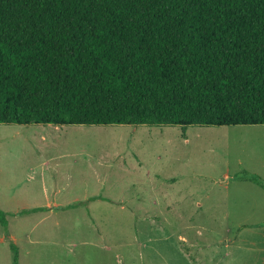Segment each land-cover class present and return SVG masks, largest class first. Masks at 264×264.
Instances as JSON below:
<instances>
[{
    "label": "rangeland",
    "instance_id": "obj_1",
    "mask_svg": "<svg viewBox=\"0 0 264 264\" xmlns=\"http://www.w3.org/2000/svg\"><path fill=\"white\" fill-rule=\"evenodd\" d=\"M244 171L264 178V124L0 123V264L12 244L18 264H262L264 188Z\"/></svg>",
    "mask_w": 264,
    "mask_h": 264
},
{
    "label": "trees",
    "instance_id": "obj_2",
    "mask_svg": "<svg viewBox=\"0 0 264 264\" xmlns=\"http://www.w3.org/2000/svg\"><path fill=\"white\" fill-rule=\"evenodd\" d=\"M0 123L264 124V0H0Z\"/></svg>",
    "mask_w": 264,
    "mask_h": 264
},
{
    "label": "crops",
    "instance_id": "obj_3",
    "mask_svg": "<svg viewBox=\"0 0 264 264\" xmlns=\"http://www.w3.org/2000/svg\"><path fill=\"white\" fill-rule=\"evenodd\" d=\"M78 201H79V199H76L75 201L68 202L67 204H65V203H62L58 200H56V201L48 200L47 202H33V203L31 202V203H27L26 205H17L16 207H18V208H16L14 210V215L16 217H19L20 215H23V214H26L28 216H32V215L37 216L38 214H43V216L46 214H54V213H56L58 208L64 209L66 207H70V206L76 204ZM26 209H28V210L35 209V210L30 211L28 213H22V211L26 210ZM256 214L262 215L264 217V207H263V209L257 210V212L255 211V213L253 212L252 216H254ZM44 217L46 218V216H44ZM148 217H152L153 219L159 218V216H157L155 214L152 216H148ZM244 235H246V234H244V233H238L237 234L238 238L241 241H244V239L246 240V238H244ZM249 235H251V238L252 237H254V238L263 237V239H264V232H259V233H255V234H249ZM180 238L185 239L186 237L181 236ZM186 242H190V240H188ZM254 243H256V242H253V244ZM192 247H195V243H192ZM263 248H264V245H263ZM73 252L77 253V251H75V250ZM260 260H261L262 264H264V258H261Z\"/></svg>",
    "mask_w": 264,
    "mask_h": 264
}]
</instances>
